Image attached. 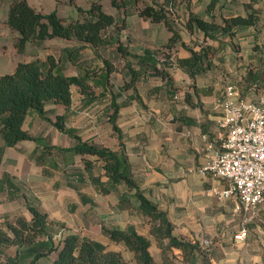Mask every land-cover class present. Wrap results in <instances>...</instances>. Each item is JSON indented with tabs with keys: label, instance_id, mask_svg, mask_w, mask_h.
Returning <instances> with one entry per match:
<instances>
[{
	"label": "crops",
	"instance_id": "crops-1",
	"mask_svg": "<svg viewBox=\"0 0 264 264\" xmlns=\"http://www.w3.org/2000/svg\"><path fill=\"white\" fill-rule=\"evenodd\" d=\"M10 1L0 0V75L12 72L19 61L51 55L65 74L86 76L83 88L70 85L67 107L47 102L46 115L53 119L64 114L65 126L81 139L123 151L140 191L165 211L172 233L209 244L215 264H264V203L246 217L236 198L212 191L225 181L200 171L226 133L217 101L227 87L234 97L264 94V88L254 87L249 78L259 67L264 75L260 47L264 0H27L36 10L55 12L64 22L82 18L83 9L96 2L114 22L102 29L100 44L75 36L48 37L27 41L21 49L15 44L17 31L6 23ZM154 2L164 7L169 25L138 13L143 4ZM250 11L256 14V23L239 26L230 40L204 37L194 23L188 24L190 14L221 21L222 16ZM174 32L177 36L171 41ZM206 43L212 47L211 63L198 70L190 67L185 61L189 47L199 49ZM108 63L113 69L107 75ZM260 82L264 85V79ZM115 108L117 129L111 122ZM22 128L39 136L41 143L70 147L75 142L35 110L26 114ZM41 143L22 138L5 145L0 136V228L10 233L8 224L29 223L28 202L54 221L50 228L55 242L67 233H78L120 251L132 264L131 251L104 231L131 225L149 239L150 251L160 258L147 218L118 204L124 183L99 192L80 153L52 148L48 159L58 164L54 168L36 161ZM98 171L93 168V173ZM242 226L246 234L237 239L234 235ZM10 245L15 253L16 245ZM172 252L174 264H200L198 259L183 260L178 247ZM56 254L53 249L36 264H52Z\"/></svg>",
	"mask_w": 264,
	"mask_h": 264
},
{
	"label": "trees",
	"instance_id": "trees-1",
	"mask_svg": "<svg viewBox=\"0 0 264 264\" xmlns=\"http://www.w3.org/2000/svg\"><path fill=\"white\" fill-rule=\"evenodd\" d=\"M83 11L85 14L82 18L64 22L55 12L42 13L27 0H11L6 23L18 33L15 41L18 49L23 48L27 41H39L48 37L75 36L93 44H100L101 31L114 22L113 16L102 10L96 2ZM138 13L154 21L164 20L169 25L164 7L159 3H145L139 7ZM256 20L257 16L253 11L246 15L238 13L225 15L221 21L206 20L199 15L190 14L188 24L194 23L203 31L204 37L213 39L221 36L222 39L230 40L239 26L254 24ZM176 36L174 32L170 40L173 41ZM189 51L190 55L185 61L190 67L198 70L211 63L212 47L209 44L206 43L199 49L189 47ZM261 61L264 63V56ZM153 66L157 69L155 62ZM259 68L258 72H254V76L249 77L253 80L254 87L264 79L262 68ZM112 69L113 65L108 63L107 75ZM100 78L98 77L99 80ZM85 80L86 76L79 78L65 74L51 55H47L44 60L19 61L12 72L0 75V136L5 145H14L22 138H31L41 143L39 136H34L22 128L26 114L30 110H35L42 118L51 121L58 129L75 138L74 144L70 147L41 143L43 150L35 155L36 161L55 168L58 164L48 159L52 148L71 149L80 153L84 168L99 192H110L115 185L124 183L126 189L119 195L118 204L121 207L132 208L147 218L150 223L149 231L159 247V259L150 251L149 239L138 233L133 226L128 225L125 229L104 228L110 239L122 241L131 251L134 264H174L173 247L180 248L185 261L198 259L200 264H215L209 244H200L196 239L178 237L172 233L173 224L165 211L159 209L140 191L137 181L131 174L127 155L123 151L81 139L65 126L64 114L57 113L53 119L46 115L47 102H58L67 107L71 103L70 85L74 83L83 88ZM115 110L116 108L111 113V122L113 128L117 129ZM95 167L99 168L98 173H93ZM27 207L32 213L29 223L21 227L8 224L7 229L10 233L0 228V255H3L1 245H16L13 255H4L3 264H36L38 258L47 255L53 249L57 250V254L52 264H131L120 251L106 249L100 241L78 233H67L55 242L50 228L54 221L35 205L27 202Z\"/></svg>",
	"mask_w": 264,
	"mask_h": 264
},
{
	"label": "built area",
	"instance_id": "built-area-1",
	"mask_svg": "<svg viewBox=\"0 0 264 264\" xmlns=\"http://www.w3.org/2000/svg\"><path fill=\"white\" fill-rule=\"evenodd\" d=\"M217 106L226 133L200 171L223 179L225 185L212 191L236 198L248 217L264 203V94L254 99L234 97L229 86ZM245 234L246 226H242L234 237L242 239Z\"/></svg>",
	"mask_w": 264,
	"mask_h": 264
},
{
	"label": "rangeland",
	"instance_id": "rangeland-1",
	"mask_svg": "<svg viewBox=\"0 0 264 264\" xmlns=\"http://www.w3.org/2000/svg\"><path fill=\"white\" fill-rule=\"evenodd\" d=\"M260 40H262L263 41V39H260ZM258 44V46H259V43H257ZM260 47L261 48H264V42H261V45H260ZM263 51V50H262ZM262 81V80H261ZM259 82V81H258ZM259 83H262V82H259ZM257 87H259V88H264V85H262V84H259ZM73 94H74V96H75V91H73ZM252 97L251 98H257L256 97V93H254L253 95H251ZM1 248H2V251H3V255H0V264H3L4 263V261H5V257H4V255H11L12 253H14V248H15V246L14 245H10V246H8V244H6V245H1ZM173 253V252H172ZM156 258V257H155ZM156 259H159V258H156ZM131 262H132V264H134V262L132 261V258H131Z\"/></svg>",
	"mask_w": 264,
	"mask_h": 264
}]
</instances>
